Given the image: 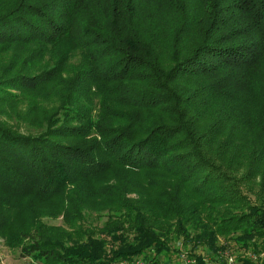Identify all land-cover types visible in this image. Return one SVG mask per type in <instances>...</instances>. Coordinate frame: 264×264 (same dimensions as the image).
Returning a JSON list of instances; mask_svg holds the SVG:
<instances>
[{
	"label": "trees",
	"instance_id": "trees-1",
	"mask_svg": "<svg viewBox=\"0 0 264 264\" xmlns=\"http://www.w3.org/2000/svg\"><path fill=\"white\" fill-rule=\"evenodd\" d=\"M0 236L40 264H258L264 0H0Z\"/></svg>",
	"mask_w": 264,
	"mask_h": 264
},
{
	"label": "rangeland",
	"instance_id": "rangeland-1",
	"mask_svg": "<svg viewBox=\"0 0 264 264\" xmlns=\"http://www.w3.org/2000/svg\"><path fill=\"white\" fill-rule=\"evenodd\" d=\"M88 218V217H87ZM43 221L54 224L55 226H61L67 229L68 231H73V229L78 228L79 223H77V226H73L66 222L62 216L60 219H46L44 218ZM104 219L98 218L96 215H91L89 218L85 221L84 225L88 226H98L103 224ZM48 228V227H47ZM49 229V228H48ZM52 229V228H51ZM52 232V230H51ZM53 236V233H52ZM222 242H225L223 238H221ZM181 253H169L168 255H161L159 256L158 263L159 264H188L185 260L189 257V254H187V248L182 247ZM200 250V249H199ZM203 250V249H202ZM229 250V251H227ZM224 252V256H227V254L233 253L234 255L238 254L239 251L234 250V248L230 247ZM223 255V254H222ZM209 257V256H208ZM210 259V257H209ZM0 264H40L37 262L36 258H33V255L26 256L21 253L20 248L18 247H9L7 243L5 242V239L0 236ZM195 264V263H191Z\"/></svg>",
	"mask_w": 264,
	"mask_h": 264
},
{
	"label": "built area",
	"instance_id": "built-area-1",
	"mask_svg": "<svg viewBox=\"0 0 264 264\" xmlns=\"http://www.w3.org/2000/svg\"><path fill=\"white\" fill-rule=\"evenodd\" d=\"M241 253L244 254L245 256H248L252 260L257 261L258 264H264V250H261L259 252H254L251 250L245 252V250H242ZM226 260L228 264H240V262L237 259V256L234 255L233 253L227 254ZM185 261L188 264L195 263V260L192 258H187ZM117 264H159V263L152 259H145L143 256H137L131 259L120 260Z\"/></svg>",
	"mask_w": 264,
	"mask_h": 264
}]
</instances>
